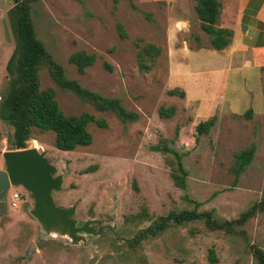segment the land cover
Returning <instances> with one entry per match:
<instances>
[{
	"label": "rangeland",
	"instance_id": "obj_1",
	"mask_svg": "<svg viewBox=\"0 0 264 264\" xmlns=\"http://www.w3.org/2000/svg\"><path fill=\"white\" fill-rule=\"evenodd\" d=\"M195 2L41 0L34 4L37 37L66 76L85 88L120 98L139 118L122 123L111 111H97L71 91L58 88L46 69L40 71V87L56 90L66 114L87 111L103 117L107 126L90 123L91 143L70 151L54 146L52 131L35 127L26 147L43 152L63 176L61 190L52 195L57 205H75L78 225L92 219L115 225L114 232L85 233V243L77 244L67 236L46 233L30 214V194L11 187L0 196V264H210L211 247L217 264H256L251 246L264 251V211L234 225L229 233L209 230L202 220L169 222L162 229L148 230L159 217L192 209L194 203L185 194L199 202L198 211L213 210L217 218L227 220L236 219L264 195V52L236 54L233 61H247L233 63L226 85L204 88L190 80L193 93L188 98L186 92L183 97L168 93L171 88L185 91L171 67H181L187 77L183 62L188 61L192 70L209 72L215 63L228 59L225 52L210 47ZM12 4L0 0V98L6 84L5 64L14 46L8 21ZM183 18L188 26L180 22ZM145 44L160 48L152 63L148 55L144 57V63H151L149 70L138 59ZM77 50L95 54L94 63L82 74L68 61ZM256 60L258 67L248 64ZM160 106H174L175 113L160 117ZM213 115L216 121L209 132L197 136L196 124ZM12 131L0 119V169ZM163 143L180 154L187 174L184 190L170 176L174 156L154 148ZM251 145H255L251 159L236 173V153ZM13 192L20 195L16 204Z\"/></svg>",
	"mask_w": 264,
	"mask_h": 264
},
{
	"label": "trees",
	"instance_id": "obj_2",
	"mask_svg": "<svg viewBox=\"0 0 264 264\" xmlns=\"http://www.w3.org/2000/svg\"><path fill=\"white\" fill-rule=\"evenodd\" d=\"M12 6L8 10V21L13 35L14 46L5 64L6 84L4 93L0 98V119L7 122L13 129L7 138L10 149L26 148V141L31 137L33 128L54 133V146L59 150L70 151L79 146L89 145L92 141V134L88 129L90 123L98 127L107 126L103 117H96L92 113L82 111L79 114H66L56 99V90L47 86L40 87V71L46 69L52 82L61 90L71 91L81 101L91 104L97 111H111L122 122H132L139 118V113L128 110L122 104L120 98L106 96L99 92L82 86L76 79L66 76L65 70L58 63L44 43L37 37L34 20L32 17L33 6L41 0H11ZM221 4L219 0H196L195 13L200 21L201 29L209 36V44L212 49H224L230 42L233 35L231 29L218 27L217 20ZM122 29V25H119ZM121 36H125L121 31ZM160 48L154 44H145L138 53L140 66L149 70L151 63ZM148 55L151 63H144V57ZM78 73H84L86 68L95 61V54L85 50H77L68 57ZM107 68L110 66L107 65ZM264 78V77H263ZM170 95H185L183 90L171 88ZM175 113L174 106H160L158 114L160 117L168 118ZM252 108L246 111L249 116ZM216 116H211L204 121H199L195 130L198 135L207 134L215 124ZM197 139V138H196ZM155 150L170 152L175 158V169L170 176L180 189L186 188L187 174L183 168L180 154L169 147L167 143L155 145ZM255 145H251L236 153L238 160L234 170L238 173L251 159ZM136 188V185H134ZM184 197L194 203L192 209H183L179 212H171L165 217H159L155 227L162 229L167 223L173 222L182 224L189 221L202 220L209 230H223L226 233L232 231L234 225L243 224L247 218L255 215L256 212L264 211V195L249 209L243 211L236 219L227 220L217 218L213 210L198 211L199 202L191 200L186 194ZM251 252L256 264H264V251L252 245ZM208 261L210 264H217L218 258L214 248L208 249Z\"/></svg>",
	"mask_w": 264,
	"mask_h": 264
},
{
	"label": "water",
	"instance_id": "obj_3",
	"mask_svg": "<svg viewBox=\"0 0 264 264\" xmlns=\"http://www.w3.org/2000/svg\"><path fill=\"white\" fill-rule=\"evenodd\" d=\"M2 157L4 169H0V196L11 187H22L27 191L33 200L30 214L46 233L67 236L72 244H77L80 241L85 243V233L96 235L104 229L114 230L115 225H102L92 219L78 225L75 205L62 207L54 202L52 195L61 190L63 176L57 174V167L36 147L5 150Z\"/></svg>",
	"mask_w": 264,
	"mask_h": 264
},
{
	"label": "crops",
	"instance_id": "obj_4",
	"mask_svg": "<svg viewBox=\"0 0 264 264\" xmlns=\"http://www.w3.org/2000/svg\"><path fill=\"white\" fill-rule=\"evenodd\" d=\"M221 4L217 26L221 28L231 29L233 32L231 42L221 50H214L216 52H225L228 59H224L220 63L217 62L209 69V72L200 70H192L188 61L183 62L187 65L188 76L183 75L181 67H171L176 82L183 81L182 87L186 92L187 98L192 95L191 83L202 84V86L209 87L219 85H226L229 82L228 73L230 68L234 65L238 66L239 63L246 62L245 58H240L233 61V57L239 53L264 52V0H219ZM180 22L188 26V20L183 18ZM187 22V23H186ZM190 59V58H189ZM188 60V58H187ZM190 62V61H189ZM254 68L260 64L257 60L251 64ZM190 81V82H191ZM179 84V83H178ZM181 86V85H180ZM204 91V89H203ZM216 90H211L213 92ZM239 94V93H237ZM240 96V94H239Z\"/></svg>",
	"mask_w": 264,
	"mask_h": 264
},
{
	"label": "built area",
	"instance_id": "obj_5",
	"mask_svg": "<svg viewBox=\"0 0 264 264\" xmlns=\"http://www.w3.org/2000/svg\"><path fill=\"white\" fill-rule=\"evenodd\" d=\"M11 199H12L13 204H16V202L19 201V199H20L19 193L13 192L11 195Z\"/></svg>",
	"mask_w": 264,
	"mask_h": 264
}]
</instances>
